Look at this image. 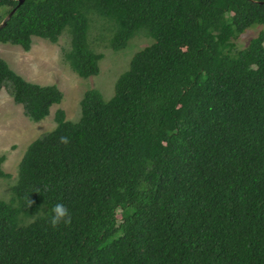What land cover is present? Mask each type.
Segmentation results:
<instances>
[{
    "label": "trees",
    "instance_id": "trees-1",
    "mask_svg": "<svg viewBox=\"0 0 264 264\" xmlns=\"http://www.w3.org/2000/svg\"><path fill=\"white\" fill-rule=\"evenodd\" d=\"M14 9L0 42L30 51L68 30L64 58L82 78L105 56L90 12L114 21L115 51L141 28L155 41L110 100L87 90L78 121L59 108L28 146L11 202L0 198V264H264V28L234 42L264 25V0H0V25ZM6 86L36 122L64 99L0 57ZM56 203L70 226L47 223Z\"/></svg>",
    "mask_w": 264,
    "mask_h": 264
},
{
    "label": "rangeland",
    "instance_id": "rangeland-1",
    "mask_svg": "<svg viewBox=\"0 0 264 264\" xmlns=\"http://www.w3.org/2000/svg\"><path fill=\"white\" fill-rule=\"evenodd\" d=\"M91 18L90 42L93 48L104 53L100 61V73L82 78L65 61V51L71 47V34L66 30L57 43L40 37H33L30 51L20 45L0 42V57L9 62L12 68L26 79L39 84H57L64 93L60 104L51 107L45 119L36 122L26 116L22 104H17L10 94L9 87L0 92V154L6 155L3 169L10 176L0 177V198L11 202L13 187L19 180L20 162L28 146L37 138L57 126V109L66 111L67 119L78 121L82 114L81 101L89 89H98L106 100L115 95V85L119 76L130 67L136 52L151 45L155 40L147 36L145 28L138 29L126 48L115 51L110 47L114 21L93 11ZM264 25L248 29L235 39L237 49L248 46Z\"/></svg>",
    "mask_w": 264,
    "mask_h": 264
},
{
    "label": "clouds",
    "instance_id": "clouds-1",
    "mask_svg": "<svg viewBox=\"0 0 264 264\" xmlns=\"http://www.w3.org/2000/svg\"><path fill=\"white\" fill-rule=\"evenodd\" d=\"M60 143L68 144L70 140L67 136H61L59 138ZM38 192V190H37ZM34 203L33 200L27 198V206L30 207ZM43 213V208L37 212L34 217H39ZM47 223L53 228H58L61 224L70 226L72 223V214L69 208L63 203H56L47 214Z\"/></svg>",
    "mask_w": 264,
    "mask_h": 264
},
{
    "label": "water",
    "instance_id": "water-1",
    "mask_svg": "<svg viewBox=\"0 0 264 264\" xmlns=\"http://www.w3.org/2000/svg\"><path fill=\"white\" fill-rule=\"evenodd\" d=\"M16 12V9L12 10L3 20V22L0 25V29L5 27L8 23V21L11 19V17L13 16V14Z\"/></svg>",
    "mask_w": 264,
    "mask_h": 264
}]
</instances>
